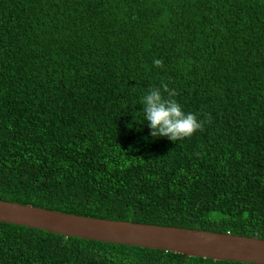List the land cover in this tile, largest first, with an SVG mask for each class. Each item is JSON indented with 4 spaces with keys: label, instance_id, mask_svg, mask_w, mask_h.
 I'll list each match as a JSON object with an SVG mask.
<instances>
[{
    "label": "trees",
    "instance_id": "1",
    "mask_svg": "<svg viewBox=\"0 0 264 264\" xmlns=\"http://www.w3.org/2000/svg\"><path fill=\"white\" fill-rule=\"evenodd\" d=\"M161 85L190 137L150 136ZM0 199L264 238V0H0ZM0 264L258 263L0 222Z\"/></svg>",
    "mask_w": 264,
    "mask_h": 264
},
{
    "label": "water",
    "instance_id": "2",
    "mask_svg": "<svg viewBox=\"0 0 264 264\" xmlns=\"http://www.w3.org/2000/svg\"><path fill=\"white\" fill-rule=\"evenodd\" d=\"M0 222L187 256L264 264V238L257 236L79 215L5 199H0Z\"/></svg>",
    "mask_w": 264,
    "mask_h": 264
},
{
    "label": "clouds",
    "instance_id": "3",
    "mask_svg": "<svg viewBox=\"0 0 264 264\" xmlns=\"http://www.w3.org/2000/svg\"><path fill=\"white\" fill-rule=\"evenodd\" d=\"M153 63L160 65L161 61L156 59ZM174 97L175 93L167 85H161L149 88L140 98V111L152 138L166 137L176 142L190 137L201 128L196 114L185 111Z\"/></svg>",
    "mask_w": 264,
    "mask_h": 264
}]
</instances>
